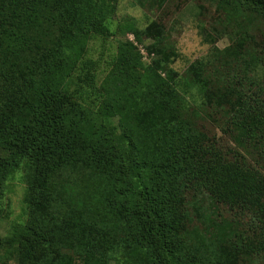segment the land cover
Here are the masks:
<instances>
[{"label": "trees", "instance_id": "obj_1", "mask_svg": "<svg viewBox=\"0 0 264 264\" xmlns=\"http://www.w3.org/2000/svg\"><path fill=\"white\" fill-rule=\"evenodd\" d=\"M117 1L0 0V218L6 182L22 170L19 262L264 259V0H197L211 49L182 75L163 23L134 31L152 41V63L121 43L96 107L85 106L70 81L80 70L94 85L87 44L106 34ZM224 37L230 44L219 49ZM189 89L223 110L236 148L200 129ZM217 205L237 215L224 219ZM244 214L251 219L242 227Z\"/></svg>", "mask_w": 264, "mask_h": 264}, {"label": "rangeland", "instance_id": "obj_2", "mask_svg": "<svg viewBox=\"0 0 264 264\" xmlns=\"http://www.w3.org/2000/svg\"><path fill=\"white\" fill-rule=\"evenodd\" d=\"M196 2L197 0H118L113 13L107 19L106 34L93 37L87 44L85 58L95 62L94 85L80 81L82 73L76 70L69 86L74 100L85 106L96 107L99 98L98 88L113 69L118 47L123 42H131L137 48L143 64L150 65L155 53L149 52L147 47L152 41L142 35L138 40L134 31H143L154 21L166 26L168 43L175 46L177 56L173 58L171 67L177 74L182 75L192 63L206 57L211 44L199 33ZM206 8V18L209 19L214 11L207 4ZM229 44L228 38L224 37L215 45L223 49ZM181 91L184 94V91ZM188 92L185 97L200 129L209 137H214L218 145L228 149L236 148L233 138L236 131L235 129L232 131V125L223 110L204 107L195 89H189ZM25 195L24 171L19 170L7 180L2 197L0 238L7 241L0 246V264H21L18 259L20 245L18 239L24 233L23 229L28 219ZM216 207L224 219H231L237 215L234 210L231 211L225 206ZM250 219V215H242L241 226L246 225ZM254 264H264V259L257 258Z\"/></svg>", "mask_w": 264, "mask_h": 264}]
</instances>
